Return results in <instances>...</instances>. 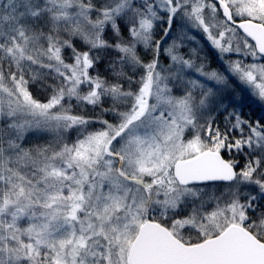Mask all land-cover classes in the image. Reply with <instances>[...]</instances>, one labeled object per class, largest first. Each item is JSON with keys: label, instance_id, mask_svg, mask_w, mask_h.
<instances>
[{"label": "snow or ice", "instance_id": "obj_1", "mask_svg": "<svg viewBox=\"0 0 264 264\" xmlns=\"http://www.w3.org/2000/svg\"><path fill=\"white\" fill-rule=\"evenodd\" d=\"M0 264H264V0H0Z\"/></svg>", "mask_w": 264, "mask_h": 264}, {"label": "trees", "instance_id": "obj_2", "mask_svg": "<svg viewBox=\"0 0 264 264\" xmlns=\"http://www.w3.org/2000/svg\"><path fill=\"white\" fill-rule=\"evenodd\" d=\"M244 111H245V113H249L251 111L252 113H254L253 116H257V115L261 114V110H258V107L254 106V105H252L251 109H249L248 107H245ZM253 119H254V117H253Z\"/></svg>", "mask_w": 264, "mask_h": 264}, {"label": "rangeland", "instance_id": "obj_3", "mask_svg": "<svg viewBox=\"0 0 264 264\" xmlns=\"http://www.w3.org/2000/svg\"><path fill=\"white\" fill-rule=\"evenodd\" d=\"M254 106H257V105H254ZM258 107V106H257ZM258 110H261L259 107H258ZM254 117V119L256 118V116H253Z\"/></svg>", "mask_w": 264, "mask_h": 264}]
</instances>
